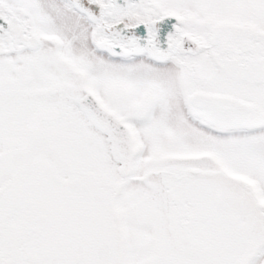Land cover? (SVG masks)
<instances>
[{"label": "snow or ice", "instance_id": "obj_1", "mask_svg": "<svg viewBox=\"0 0 264 264\" xmlns=\"http://www.w3.org/2000/svg\"><path fill=\"white\" fill-rule=\"evenodd\" d=\"M0 264H264V0H0Z\"/></svg>", "mask_w": 264, "mask_h": 264}]
</instances>
